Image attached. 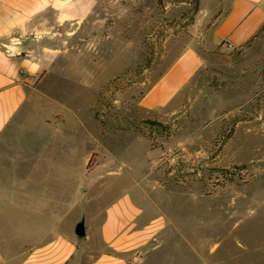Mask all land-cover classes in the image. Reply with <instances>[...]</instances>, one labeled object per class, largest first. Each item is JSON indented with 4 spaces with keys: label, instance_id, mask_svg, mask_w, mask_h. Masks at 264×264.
<instances>
[{
    "label": "rangeland",
    "instance_id": "obj_1",
    "mask_svg": "<svg viewBox=\"0 0 264 264\" xmlns=\"http://www.w3.org/2000/svg\"><path fill=\"white\" fill-rule=\"evenodd\" d=\"M226 5L94 0L79 32L61 37L26 112L35 120L14 127L0 146L1 166L72 163L51 182L59 199L70 200L63 203L76 205L61 230L75 235L82 216L90 220L134 187L135 198L144 206L153 199L165 218L159 247L139 264H264V27L242 48L211 45ZM191 44L204 60L200 72L171 105L143 110L141 97ZM31 221L15 224L14 240L0 249L4 264H18L17 237Z\"/></svg>",
    "mask_w": 264,
    "mask_h": 264
},
{
    "label": "crops",
    "instance_id": "obj_2",
    "mask_svg": "<svg viewBox=\"0 0 264 264\" xmlns=\"http://www.w3.org/2000/svg\"><path fill=\"white\" fill-rule=\"evenodd\" d=\"M225 2V11L213 28L210 43L242 48L256 39L264 27V0ZM93 6L94 0H0V53L3 54L0 56V146L9 144L14 127L24 129L26 121L35 120V116L30 119L26 112L36 97V82L49 72L48 56L58 54L62 36L71 37L79 32ZM13 40L20 43L13 44ZM25 60L41 63V70L36 75L29 74L23 64ZM203 65L198 47L186 46L141 97L140 107L155 111L171 105ZM72 121L80 129L85 128L82 118ZM36 122L40 123L41 119ZM2 165L0 169L5 172L0 173V249L9 248L14 240L15 224L25 225V218L32 220L29 222L32 227L26 228L27 234L24 227L25 233L17 237L24 244L18 264H139L138 260L159 247L155 241L164 228L165 218L160 211L152 210L156 205L153 199L149 198L150 202L144 206L135 198L136 188H128L99 208L96 215L86 220L87 235L80 238L71 231L61 230V226L69 223L65 218L74 213L76 205L65 204L70 200L59 199L51 188L52 179H56L54 171L72 163ZM24 168L36 169V175L25 176L21 172ZM145 187L140 185L138 195L142 199L148 194ZM27 201L32 205L25 206ZM58 202L63 203L60 212ZM41 226L44 236L36 241ZM30 229L32 233L28 236ZM4 262L0 250V264Z\"/></svg>",
    "mask_w": 264,
    "mask_h": 264
},
{
    "label": "clouds",
    "instance_id": "obj_3",
    "mask_svg": "<svg viewBox=\"0 0 264 264\" xmlns=\"http://www.w3.org/2000/svg\"><path fill=\"white\" fill-rule=\"evenodd\" d=\"M60 23H63V18H61ZM0 34H2V33H0ZM12 43L13 44H18V43H20V41L19 40H13ZM44 51L45 52H49L51 50L50 49H44ZM2 55L3 54L0 53V56H2ZM23 64L26 66L27 71L31 75H36L41 70V67H42L41 63H33V62L29 61V60L23 61Z\"/></svg>",
    "mask_w": 264,
    "mask_h": 264
},
{
    "label": "water",
    "instance_id": "obj_4",
    "mask_svg": "<svg viewBox=\"0 0 264 264\" xmlns=\"http://www.w3.org/2000/svg\"><path fill=\"white\" fill-rule=\"evenodd\" d=\"M74 233L78 237H85L87 235L86 219L82 216L74 226Z\"/></svg>",
    "mask_w": 264,
    "mask_h": 264
},
{
    "label": "trees",
    "instance_id": "obj_5",
    "mask_svg": "<svg viewBox=\"0 0 264 264\" xmlns=\"http://www.w3.org/2000/svg\"><path fill=\"white\" fill-rule=\"evenodd\" d=\"M97 118H99L98 116H96ZM152 126H162V124L161 123H159L158 121H156V120H150V121H148ZM238 168H241V167H238ZM231 180H233V178L231 179ZM80 238H82V237H80Z\"/></svg>",
    "mask_w": 264,
    "mask_h": 264
},
{
    "label": "built area",
    "instance_id": "obj_6",
    "mask_svg": "<svg viewBox=\"0 0 264 264\" xmlns=\"http://www.w3.org/2000/svg\"><path fill=\"white\" fill-rule=\"evenodd\" d=\"M229 48H236V47H234L232 44H228L227 45Z\"/></svg>",
    "mask_w": 264,
    "mask_h": 264
}]
</instances>
